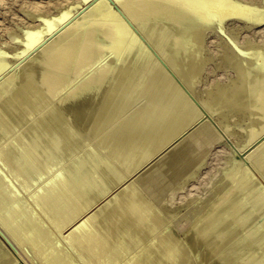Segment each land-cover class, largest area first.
<instances>
[{"label":"bare ground","instance_id":"obj_1","mask_svg":"<svg viewBox=\"0 0 264 264\" xmlns=\"http://www.w3.org/2000/svg\"><path fill=\"white\" fill-rule=\"evenodd\" d=\"M88 1L63 0L55 13L26 10L28 24L19 26L20 32L26 34L21 47L11 55L0 49V227L22 247L28 244L32 256L39 260L37 264H186V251L181 245L184 238L192 248L201 249L199 261L215 257L211 264H264V217L259 219L264 213V185L247 168H238L240 172L233 175L229 168L224 171L229 174L225 177L229 184L225 182L228 185H223V189L219 186V191L214 186L218 192L212 198L209 195L203 203L191 204L190 197L188 203L169 209L165 216L158 214L160 209L157 213L158 207L132 178L194 125L200 111L130 27L131 23L142 31L162 55L160 58L182 78V84L194 90L205 61L200 53L206 30L216 29L228 19L247 26L259 25L264 21V0ZM80 8L84 10L79 17L70 19L72 22L65 26L66 19ZM165 23L178 29L172 37L167 34L171 39L166 37L169 40L164 41L161 34L165 33ZM154 26L156 29H151ZM14 33H10L11 39H16ZM260 36L263 41L264 35ZM246 42L254 49L264 46V42L260 46L249 39ZM239 47L243 49V45ZM259 49L250 53L252 57L247 61L234 66L233 72L240 80L238 86H233L230 74L228 83L220 81L225 72H220L218 79L211 77L205 90L206 94L213 93L216 100L207 102L206 98L203 103V109L220 123L223 133L232 131L226 112L248 109L249 123L244 135L240 132L237 146L256 170L264 168V48ZM140 52L143 58L137 66ZM36 69L38 73L34 74ZM140 76L130 91L131 82ZM134 92L147 95L146 103L142 107L136 105L139 108L135 107V111L131 109L127 119L123 117L128 114L125 113V120L117 122L111 133L105 134L106 139H99L94 146L86 145L88 148L83 147L82 152L79 150L68 163L64 162L87 140L80 129L86 113L91 109L90 134L97 124L122 113L126 101H132L126 96ZM236 95L244 101L233 103ZM223 105L227 109L221 110ZM205 127L202 122L193 133ZM175 148L163 158L171 169L178 166L185 152L181 147ZM63 162L66 165L60 167ZM197 168L183 176L177 187L198 173ZM184 170L183 173L187 168ZM152 172L156 174L154 169ZM39 181L42 184L37 188ZM161 192L160 186L152 190L154 197ZM182 209L185 212L179 214ZM171 222L180 233L169 227ZM145 237L149 239L140 244ZM138 244L141 246L136 249ZM11 258L0 240V262L13 264Z\"/></svg>","mask_w":264,"mask_h":264},{"label":"rangeland","instance_id":"obj_2","mask_svg":"<svg viewBox=\"0 0 264 264\" xmlns=\"http://www.w3.org/2000/svg\"><path fill=\"white\" fill-rule=\"evenodd\" d=\"M61 1L63 0H0V49L4 50L5 52L8 53V55H11L13 52H15L16 50H18L22 45L20 43H23V39H25V35L26 34H22V33H25L23 30L22 32L21 29L19 28V26H22L24 27L26 24H28V20H27V14H26V10H36V11H43V12H52V13H55V10L57 9L56 7L61 3ZM91 0H89L88 2H90ZM111 3L113 2L112 0H110ZM246 1H249V2H256V3H260L262 0H246ZM51 5V6H50ZM113 5H115V3H113ZM84 8V5L83 7ZM80 8L78 10V12L74 13L72 16H70L69 18H67L66 20V24H69L70 22H72L74 19L78 18L79 15L81 14V12L85 9H82ZM119 11V10H118ZM75 17V18H74ZM123 17V16H122ZM20 18V19H19ZM23 19V20H22ZM72 21H71V20ZM27 20V21H26ZM25 21V22H24ZM70 21V22H69ZM126 21L129 22V20L126 19ZM225 23H223V25H221L220 27H216L217 31L215 28H211V29H208L206 30V32L204 33V40H203V43H202V49H201V53H200V56L205 59V61L207 62V64L203 63V67H202V70L199 72L198 74V81H197V86L194 88V90H190L186 84H182L183 83V80L182 78L174 72V70L172 68H170L171 66L168 64V62L165 60V59H162V55L155 50V47L153 48L152 47V43L147 40V38L144 36V34H142V31H139L136 30L135 26L131 23H130V27L132 29V31L138 36V38L143 42L144 46L149 49L152 53V55L156 58V61L162 66V68H164L166 70V72L168 73L169 76L172 77L173 79V82L175 85L179 86V88L182 90V92H184L183 94L185 95L186 94V99L188 101H190V103L198 110L200 111V116L199 118L194 122V125L192 124L191 127L189 126L186 130H184V132H182L181 134L178 135V137H176L169 145H167L164 149H162V151H160L158 154L155 155V157H153V159L149 160L145 165H143L141 168H139L133 175H132V178H136L135 179V183H137V186L138 187H141V191L145 194V196H148L150 199L151 202H153V204L155 205V207H158L156 210H157V213L159 212V209L161 210L158 214L162 215V216H165L164 214H168V212L170 210H172L174 207H180V205L184 202L188 203V199L190 197H193V199L191 200V204L193 203H203L204 201L208 200L210 197L212 198L214 196V192L217 193L219 190L223 189L224 186H227L229 184V178H225V177H228V175L231 173L232 175L235 174V173H238L240 172V170H243L244 168H247V170H249V172H251L254 176H256V178L264 185V168H261L256 170L254 169V165H250L249 161L247 162V160H245V152L242 151L240 152L238 150V146H237V141L242 137V134L244 135V128L246 126V124L249 123V113H248V109L245 108V107H242L241 109L238 110H231V111H228L226 112V120L229 122V124L231 125V129L232 131H230L229 133H223L222 132V129H221V125L220 123L215 119L214 120V117L213 116H210L205 109V106H204V99L207 98V102H212V101H215L216 100V96L213 95V93H207V91L205 90V87H207L206 85H209V83L211 82V77L212 78H219L220 77V74L222 72H225V73H222L224 76L220 77V81L222 82H227L228 83V76L227 74H230L232 75V78L234 81H233V86H238L240 84V80L237 78V76L235 75V73L233 72L234 71V66L237 64V63H240V62H244V61H247L249 58L252 57V54L253 53H256L257 51H259L260 49L259 48H264V46H260L264 40L262 41L260 38H262L260 35L263 34L264 35V21L261 22L259 25H253V26H247L245 23H242L240 21H236L234 19H228V20H225L224 21ZM26 23V24H25ZM33 23V22H31ZM25 24V25H24ZM225 24V25H224ZM167 25V28L165 27ZM64 26V27H65ZM156 26L154 27H151V29H154ZM166 29H165V28ZM164 27H163V34H161V36L164 34H166V36H162V39L165 41V40H169L171 38H169L170 35H167V34H170L171 33V36L172 37L177 31V27L174 25H169L168 23L164 24ZM170 27H172V29H174L170 32H168V30L170 29ZM240 27V28H238ZM221 28V29H219ZM225 28V29H224ZM227 28V29H226ZM229 28V29H228ZM238 28V29H237ZM3 29V30H2ZM156 29V28H155ZM154 29V30H155ZM215 29V30H214ZM231 29V30H230ZM235 29V30H234ZM237 29V31H236ZM2 30V31H1ZM159 30V28H158ZM139 31V32H138ZM219 31V32H218ZM229 31H232V32H229ZM234 31V32H233ZM11 32H15L17 34H15V38L16 39H11L10 38V33ZM167 32V33H166ZM173 32V33H172ZM227 32V33H225ZM240 33L241 34H236V33ZM230 35H229V34ZM3 34V35H2ZM228 36H227V35ZM233 34V35H232ZM22 36V38H20ZM232 35V36H231ZM241 35V36H240ZM20 36V37H19ZM205 36H206V39H205ZM235 36L237 38H235ZM244 36V37H243ZM248 36V37H247ZM24 37V38H23ZM168 37V38H166ZM17 38H20L19 40H17ZM233 38V39H232ZM242 38V40H241ZM246 38V39H244ZM22 39V41H21ZM210 39V40H209ZM214 39V41H213ZM232 39V40H231ZM249 39L251 42L253 43H257L260 47L258 48L257 46H254L256 49L253 48V45H248L246 40ZM206 40V41H205ZM257 41V42H256ZM262 41V42H261ZM19 42V43H18ZM168 42V41H167ZM207 42V43H206ZM237 42V43H235ZM211 45H209V44ZM246 43V44H245ZM6 44V45H4ZM206 44V45H205ZM208 44V45H207ZM238 44V45H237ZM247 46H245V45ZM205 45V46H204ZM239 45H243V49H241V47H239ZM209 46V47H208ZM213 46V47H212ZM250 46V47H248ZM252 46V47H251ZM152 47V48H151ZM166 47V46H165ZM227 47V48H226ZM246 47V48H244ZM208 50H207V49ZM213 48V49H212ZM253 48V49H252ZM13 49V50H11ZM228 49V50H227ZM252 49V50H251ZM203 50H207V52H210V53H207L206 51H203ZM216 50V51H215ZM232 52H231V51ZM256 50V51H255ZM223 51V52H222ZM247 51V52H246ZM202 52L204 53L202 55ZM224 52H226L227 54H225ZM229 52V53H228ZM207 53V55H206ZM222 53V54H221ZM233 53V54H232ZM252 53V54H250ZM159 54V55H158ZM209 54V55H208ZM225 54V55H223ZM243 54V56H242ZM245 54V55H244ZM7 55V59H10V56ZM214 55V56H213ZM231 55V56H230ZM238 55V56H237ZM250 55V56H249ZM143 52H140L139 55H138V59H137V62H136V65L138 66L139 62L142 60L143 57ZM234 56H237L236 58L238 59V61H236L235 57ZM162 57V58H160ZM210 57V58H208ZM212 57V59H211ZM223 57V58H222ZM231 57V59H230ZM243 57V58H242ZM247 57V58H246ZM249 57V58H248ZM240 58V59H239ZM159 59V60H158ZM208 59V60H207ZM225 59V62L223 61ZM166 62V65L164 63V61ZM233 60V61H232ZM222 61H223V64H222ZM228 61H229V64H228ZM236 62V63H235ZM164 63V64H163ZM226 63V64H225ZM233 63V65H232ZM235 63V64H234ZM19 64V63H17ZM228 64V66H227ZM223 65V66H221ZM232 65V66H230ZM17 65H13V67H16ZM147 67V65H145ZM170 66V67H168ZM220 66V68H219ZM146 67L143 68V71L146 70ZM230 67V68H229ZM233 68V69H231ZM171 69V70H170ZM231 69V70H230ZM216 70V71H215ZM218 70V71H217ZM219 70H222V71H219ZM227 70V72H226ZM37 71V72H36ZM169 71V72H168ZM215 71V73H214ZM229 71V72H228ZM174 72V73H173ZM202 72V73H201ZM219 72V73H218ZM221 72V73H220ZM37 74L38 73V69L35 70L34 74ZM143 74V72H142ZM226 74V75H225ZM178 75V76H176ZM212 75H215V76H212ZM190 76V74L188 75ZM227 76V77H226ZM236 76V77H235ZM235 78L237 79L235 81ZM141 79V76L138 78H136V80L134 79L131 84H130V91H132L134 89V85L135 87L137 86L138 82L140 81ZM182 82H181V81ZM239 80V82H238ZM137 81V82H136ZM225 82V83H226ZM134 83V84H133ZM237 83V84H236ZM239 83V84H238ZM133 87H132V86ZM183 85V86H182ZM232 85V84H231ZM131 87L133 89H131ZM186 88V89H185ZM235 88V87H234ZM136 89V88H135ZM187 89H189V92ZM185 90V91H184ZM197 90V91H196ZM195 91V94L194 92ZM200 91V93H199ZM189 92V93H188ZM202 92V94H201ZM136 92H134L132 95L129 94L126 96V100H129V97H130V101L132 99L131 102L129 101H126V105L124 104L123 105V108L124 111H122V113H120L116 118L114 119H110L108 120L106 123H101V124H97V126L95 127V131H91L90 134H89V130H88V127H89V124H90V118L92 116V112H91V109L86 113L84 119L81 121L80 123V129L82 130L81 134L85 137V139H87L85 141V143H83L76 151L77 152H74L71 157L67 160H65L64 162L68 163L69 160H71V158H74V155L76 154H79V150L82 152L84 150V148H88L90 147L89 145L91 144V146H94L95 143L96 145L98 144V142L101 140V139H106L105 137V134L107 133V135H109L111 133V130H113L117 124L121 123L122 119L123 121L125 119H127L130 115V113H132L133 111H135L134 109L136 108H139V107H142L144 105V102L147 101V98L145 96L147 95H141L137 93L135 94ZM196 93L197 95L199 96H196ZM201 94V95H200ZM204 95V96H203ZM132 96V97H131ZM201 97V98H200ZM136 98V99H135ZM243 97H239L236 95V97L232 98V102L233 103H237L240 101H244V99H241ZM235 99V100H234ZM201 100V101H200ZM237 101V102H236ZM131 103V104H130ZM146 103V102H145ZM202 103V104H201ZM138 105V106H136ZM126 106V107H125ZM136 107V108H135ZM227 109L226 105H223V107L221 108V110H225V108ZM133 109V111L131 110ZM243 111V112H242ZM128 112V114H127ZM128 115H126V114ZM247 113V114H246ZM120 115H121V118H120ZM123 115H126V116H123ZM245 115V116H244ZM126 117L125 119L123 117ZM202 116V117H201ZM210 116V117H209ZM236 117V118H235ZM239 117V119L237 118ZM205 118V119H204ZM229 118V119H228ZM120 119V120H119ZM133 119H135V115H133ZM132 119V120H133ZM200 119V120H199ZM242 119V120H241ZM233 120V121H232ZM247 121V122H246ZM119 122V123H117ZM202 122H205V125L206 127L201 129V131H195V133H193V131L195 130V128ZM246 122V123H245ZM240 123V124H239ZM245 123V125H244ZM136 124V123H135ZM219 124V125H218ZM242 124V125H241ZM234 125V126H233ZM236 125V126H235ZM244 125V126H243ZM209 126V127H207ZM238 126H240L238 128ZM236 127V128H234ZM209 128V129H208ZM234 128V129H233ZM87 129V130H86ZM208 129V130H207ZM235 129H238V130H235ZM190 130V131H189ZM205 130V132H204ZM207 130V131H206ZM192 131V132H191ZM239 131V132H238ZM110 132V133H108ZM242 134H241V133ZM185 135H184V134ZM208 134V135H204V134ZM216 135L217 137L213 136V134ZM191 134V136H190ZM199 134V135H198ZM201 134V139L199 138ZM212 134V135H211ZM219 136H218V135ZM195 135V136H194ZM204 135V137H203ZM183 136V137H182ZM197 136V137H196ZM211 136V137H210ZM182 137V138H180ZM193 137H195L193 139ZM208 137V138H207ZM212 138V140H211ZM214 138V139H213ZM100 139V140H99ZM182 139V140H181ZM203 142H201V141ZM204 140V141H203ZM98 141V142H97ZM176 141V142H175ZM174 143V144H173ZM186 143V144H185ZM178 144V145H177ZM205 144V145H204ZM84 145V146H83ZM88 147H87V146ZM172 145V146H171ZM184 145V147L182 146ZM187 145V146H186ZM86 146V147H85ZM177 146V148H175ZM189 146V148H188ZM84 147V148H83ZM180 147L182 149L185 150L184 155V159L182 157V159L180 158L179 161L177 162L178 163V166L177 163H176V167L179 168L178 169V172L177 170L174 171V169H177L176 167H174L173 169H171L167 162L164 161V157L174 148L175 150L176 149H180ZM193 147V148H192ZM81 148V149H80ZM171 148V149H170ZM195 148V149H194ZM187 149V150H186ZM189 149V150H188ZM192 149V151L190 150ZM206 149V150H205ZM169 150V152L167 153V151ZM183 150V151H184ZM209 150V151H207ZM217 150V151H216ZM189 151V153H188ZM197 153H196V152ZM203 151V152H202ZM206 151L208 152L207 154ZM79 152V153H78ZM166 152V153H165ZM193 152V153H192ZM202 155H201V153ZM165 153V154H164ZM188 153V156L186 155ZM195 153V154H194ZM222 153V154H221ZM194 154V155H193ZM200 154V155H199ZM218 154V155H217ZM162 155V156H161ZM187 157H186V156ZM190 155V156H189ZM193 155V156H192ZM204 155V156H203ZM208 155V156H207ZM73 156V157H72ZM192 156V157H191ZM195 156V157H194ZM202 156V158H201ZM217 156V157H216ZM160 157V158H159ZM162 157V158H161ZM200 157V158H199ZM213 157V158H212ZM157 158L159 160H157ZM186 159V160H185ZM189 161H188V160ZM192 159V161L190 162V160ZM198 159V160H197ZM203 159V160H202ZM206 159V160H205ZM156 160V162H155ZM196 163H194L195 161ZM202 160V161H201ZM233 160L235 162V165L233 163ZM163 161V162H161ZM180 161H184L183 163L180 164ZM199 161V162H198ZM201 161V162H200ZM204 161V162H203ZM243 162L242 165L237 162ZM63 162V165H61L60 167L66 165L65 163ZM154 162L156 164H154ZM187 162H190V163H187ZM164 163V164H162ZM188 164L187 167L186 164ZM203 163V164H202ZM205 163V164H204ZM161 164V166H160ZM167 164V165H166ZM194 164V165H193ZM196 164V166H195ZM248 164V165H247ZM155 165V166H154ZM238 165H241V166H238ZM158 166V167H157ZM160 166V167H159ZM184 166V167H182ZM189 169V171L186 170ZM191 166V167H190ZM194 166V167H193ZM198 166L197 170H198V173L197 171L195 172L196 174H194V176L188 178V180H186L184 182V184H182L181 187H177L179 185V183L181 182V179H183L185 176H187L189 173L188 172H191L192 169H195L196 167ZM201 166V167H199ZM236 168H235V167ZM238 166V167H237ZM245 166V167H244ZM151 167V168H150ZM242 167V168H241ZM143 168V169H142ZM147 168V169H146ZM158 168V169H156ZM165 168V169H164ZM167 168V169H166ZM231 171H230V169ZM238 168H240V170H238ZM145 169V170H144ZM152 169V170H151ZM154 169V172L156 174H154L152 171ZM163 169V170H162ZM169 169V170H168ZM181 169V170H180ZM185 169L186 172L183 173V170ZM200 169V170H199ZM229 169V174H226V170ZM156 170V171H155ZM159 170V171H158ZM161 170V171H160ZM166 170V171H165ZM168 170V171H167ZM180 170V171H179ZM184 170V171H185ZM236 170V171H235ZM238 170V171H237ZM253 170V171H252ZM260 170V171H259ZM145 171V172H143ZM150 171V173H149ZM173 171V172H171ZM182 171V172H181ZM225 171V172H224ZM259 171V172H258ZM139 172V173H138ZM164 172V174L162 173ZM179 173V175L177 176V173ZM235 172V173H234ZM145 175H143V174ZM149 173V174H148ZM153 173V174H152ZM162 173V174H161ZM175 175H173V174ZM225 173V174H224ZM140 174V178H139V175ZM137 175V176H136ZM143 175V176H142ZM157 175V178L155 179ZM170 175V176H168ZM171 175H173L171 177ZM181 175V176H180ZM159 176V177H158ZM163 176V177H162ZM184 176V177H183ZM196 176V177H195ZM224 176V177H223ZM144 177V178H143ZM169 177V179H168ZM173 177H176L175 179ZM183 177V178H182ZM222 177V178H221ZM46 180H48L47 178L48 177H44ZM178 178V179H177ZM194 178V179H193ZM224 178V179H223ZM43 179V178H42ZM45 179H43L42 181H44ZM139 179V180H138ZM146 179V181H145ZM166 179V180H165ZM219 179L222 181L220 183H217L219 182ZM45 180V181H46ZM159 180V181H158ZM165 180V181H163ZM171 180V181H170ZM173 180V181H172ZM190 180V181H189ZM218 180V181H216ZM41 181V180H40ZM39 181V182H40ZM41 181V182H42ZM142 181V182H140ZM144 181V182H143ZM224 181V183H223ZM37 183L36 186L37 188L43 183ZM145 182H147L145 184ZM163 184H160L162 183ZM175 182V183H174ZM179 182V183H178ZM227 182V183H225ZM139 183H143L142 185L139 184ZM166 183V184H165ZM174 183V184H173ZM178 183V184H177ZM216 183V184H215ZM150 184V185H149ZM175 184H177L175 186ZM226 184V185H225ZM145 185V186H144ZM148 187H147V186ZM218 185V186H217ZM224 185V186H223ZM157 186H160L162 187V192L161 194L158 196V197H154V194L152 193V190L154 189V187H157ZM214 186H216V188H218L216 190V188H214ZM221 189H220V187ZM223 186V187H222ZM144 187V189H143ZM152 188V189H150ZM213 189V190H212ZM211 190V192H210ZM215 190V191H214ZM217 191V192H216ZM192 192V194H191ZM211 193H213V195H211ZM192 195V196H191ZM210 195V197H208ZM152 197V198H151ZM164 201V202H163ZM193 201V202H192ZM165 203V204H164ZM164 204V205H162ZM162 205V206H161ZM165 207V208H164ZM170 209V210H169ZM164 212V213H163ZM166 212V213H165ZM185 210L182 209L180 210L179 214L180 213H184ZM178 216V215H177ZM176 215L174 216L175 218L177 217ZM173 217V219H175ZM262 217H264V213L259 217V219H261ZM174 221V220H173ZM1 225V224H0ZM169 227H174V230L176 233H180L178 230H177V227L175 225L174 222H171L169 223ZM2 228V229H1ZM0 230H3V231H0V240L1 242L3 243V245L7 248L8 250V256L12 259V262L13 264L16 263V264H37L39 260H36V256L33 257L34 255L31 253V249L29 250V246L28 244L24 245L23 244H19L17 243V241H15V239L13 240L12 236L9 234L8 231L4 230L3 227H0ZM5 233V234H4ZM9 237H8V236ZM11 238V239H10ZM149 239V237H145L144 239H142V242H140V244L142 243H145L147 241V239ZM151 238V237H150ZM13 240V241H12ZM144 241V242H143ZM16 242V243H15ZM17 244V245H16ZM181 245L185 248V251H186V255H185V258H186V264H211V261L213 262L215 257H212L210 258L207 262L205 261H199L198 260V254L200 253L201 249L198 248V246L195 248V247H191L190 246V243H188V241H186V239L184 238L182 241H181ZM19 246V247H18ZM21 246V247H20ZM141 245L138 244V246H136V249H138ZM188 246V247H187ZM27 247V249H26ZM138 247V248H137ZM192 248V249H191ZM190 253H189V252ZM10 252V253H9ZM190 256H189V255ZM33 255V256H32ZM190 257V258H188ZM34 259V260H33ZM191 259H193L191 261ZM15 260V261H14ZM36 260V261H35ZM187 260H190L188 261L187 263ZM199 261V262H198ZM37 262V263H36ZM0 264H4L2 262H0Z\"/></svg>","mask_w":264,"mask_h":264}]
</instances>
